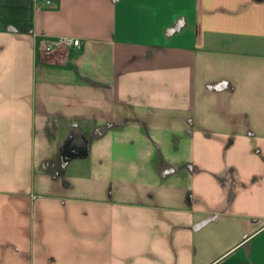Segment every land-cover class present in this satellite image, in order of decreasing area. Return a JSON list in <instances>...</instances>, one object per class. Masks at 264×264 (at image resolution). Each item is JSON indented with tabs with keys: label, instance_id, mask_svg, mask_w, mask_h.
<instances>
[{
	"label": "crops",
	"instance_id": "crops-1",
	"mask_svg": "<svg viewBox=\"0 0 264 264\" xmlns=\"http://www.w3.org/2000/svg\"><path fill=\"white\" fill-rule=\"evenodd\" d=\"M51 1L0 0V264H264V0Z\"/></svg>",
	"mask_w": 264,
	"mask_h": 264
},
{
	"label": "built area",
	"instance_id": "built-area-1",
	"mask_svg": "<svg viewBox=\"0 0 264 264\" xmlns=\"http://www.w3.org/2000/svg\"><path fill=\"white\" fill-rule=\"evenodd\" d=\"M45 5L50 6L52 4L51 0H41ZM81 45V40L70 37L62 36L50 38L46 41L43 50L45 52H51L55 49L67 48V47H79Z\"/></svg>",
	"mask_w": 264,
	"mask_h": 264
},
{
	"label": "rangeland",
	"instance_id": "rangeland-1",
	"mask_svg": "<svg viewBox=\"0 0 264 264\" xmlns=\"http://www.w3.org/2000/svg\"><path fill=\"white\" fill-rule=\"evenodd\" d=\"M251 105V104H250ZM252 106V105H251ZM222 123H224V122H220V121H216V122H213V124H211V125H208L209 127L210 126H212V129H213V131H217V132H221V131H223V132H225V131H227V132H231L232 130H231V128H226L225 127V125H222ZM244 122H238V124L236 125V127H234L235 129H234V131H235V133H236V131L238 132V130H242V124H243ZM249 124H250V126H248V129L249 130H253V128L256 126V121H250L249 122ZM247 130V128H244V131H246Z\"/></svg>",
	"mask_w": 264,
	"mask_h": 264
},
{
	"label": "trees",
	"instance_id": "trees-1",
	"mask_svg": "<svg viewBox=\"0 0 264 264\" xmlns=\"http://www.w3.org/2000/svg\"><path fill=\"white\" fill-rule=\"evenodd\" d=\"M84 153H86V150L84 151Z\"/></svg>",
	"mask_w": 264,
	"mask_h": 264
}]
</instances>
